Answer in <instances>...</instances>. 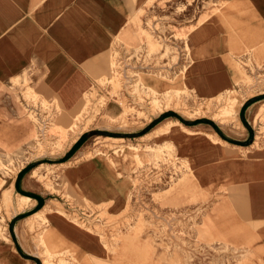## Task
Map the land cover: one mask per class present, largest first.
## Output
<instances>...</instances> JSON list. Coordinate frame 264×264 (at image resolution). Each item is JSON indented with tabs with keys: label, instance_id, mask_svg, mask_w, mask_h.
I'll list each match as a JSON object with an SVG mask.
<instances>
[{
	"label": "crops",
	"instance_id": "0c3cea01",
	"mask_svg": "<svg viewBox=\"0 0 264 264\" xmlns=\"http://www.w3.org/2000/svg\"><path fill=\"white\" fill-rule=\"evenodd\" d=\"M161 14L162 0H0V146L17 149L35 141L36 124L19 118L26 108L19 100L21 84L54 99L66 120L82 107L95 80L111 73L115 49L126 55L125 48L145 47L147 19ZM189 38L194 93L212 99L235 92L239 102L231 116H184L167 108L113 137L145 138L139 142L161 159L169 156L162 148H169L189 180L180 196L169 190L166 172L160 181L136 183L133 170L121 174V163L108 157L66 162L88 134L99 137L107 128L98 119L76 135L57 164L90 207L108 203L110 217L101 232L47 213L50 243L64 244L75 264H264V0H224ZM238 61L261 64L248 86L236 83L242 77ZM106 116L115 113L107 108ZM41 164L27 162L12 179L13 192L31 205L10 220L6 264L33 262L35 254L18 241L13 223L47 207L32 177ZM144 168L140 176L149 178Z\"/></svg>",
	"mask_w": 264,
	"mask_h": 264
},
{
	"label": "rangeland",
	"instance_id": "374dc122",
	"mask_svg": "<svg viewBox=\"0 0 264 264\" xmlns=\"http://www.w3.org/2000/svg\"><path fill=\"white\" fill-rule=\"evenodd\" d=\"M223 3L224 0H162V14L147 19L144 31L146 46L125 48L126 55L115 49L111 73L95 80L83 97L82 107L70 113L66 120L61 118L63 114L54 99H45L35 94L26 83L21 84L23 88H19V100L24 101L26 108L19 118L25 117L36 124L35 141L17 149L5 147L4 144L0 146V264H6L5 261L11 258L8 244L12 242L10 220L18 211L15 207L18 204L31 205L30 200L20 199L11 188L17 170L27 162L44 163L39 165L32 177L36 183L34 189L43 194L48 208L43 215L27 214L25 219L13 223L17 227L18 241L35 254L31 256L32 264H75L76 261L72 251L64 244L57 248V245L50 243L48 212L84 230L105 231V222L110 217L108 203L100 204L97 210L90 207L91 200L83 190L71 185L73 181L69 182L68 174L63 171L64 166L57 164L76 135L97 125L98 119H102V125L107 129L101 128L96 133L99 137L88 134L81 149L74 156H67L66 162L73 164L76 161L77 164L79 160L94 155L108 157L121 163V174L123 171L129 176L133 170L136 183L160 181L166 172L169 175L166 178L171 183L169 190L177 192L179 196L185 193L182 190L189 181L185 167L168 153L169 148H162V152L166 151L169 156L161 159L159 153L153 154L154 149L148 145L143 147L139 142L145 138L123 141L113 137L123 136L126 134L123 130L137 128L167 108H175L184 116L232 115L241 98L235 92L202 99L192 90L197 79L191 77L196 63L191 53L190 32ZM244 63L246 65L237 62L242 77L236 83L248 86L252 74L261 64L258 61L254 64L250 61ZM107 108L115 116H106ZM157 150L161 151L160 148ZM145 162L150 166L147 164L144 168ZM143 168L152 174L149 178H145L144 173L140 176ZM152 170H156V174ZM167 193L171 194L169 191ZM139 195L137 191L134 198L137 199ZM178 225H182L179 220ZM197 227L196 224L194 228ZM183 233L179 228L178 234ZM194 243L200 246L197 238ZM18 259L20 264L21 259Z\"/></svg>",
	"mask_w": 264,
	"mask_h": 264
},
{
	"label": "bare ground",
	"instance_id": "6f19581e",
	"mask_svg": "<svg viewBox=\"0 0 264 264\" xmlns=\"http://www.w3.org/2000/svg\"><path fill=\"white\" fill-rule=\"evenodd\" d=\"M155 81V80H154ZM157 81V80H156ZM149 82V81H148ZM157 86V85H156ZM156 86H154V87H156ZM163 130H165V129H163ZM168 133V132H167ZM158 136V135H157ZM21 198H23V200L24 199H26V200H29V198H27V197H25V196H21L20 197V199ZM25 201V200H24ZM23 201H21L20 203H22ZM27 206L26 205H23V204H18L17 205V207H15V208H17L18 210H23V209H25ZM14 209V208H13ZM47 210H48V208L46 207V208H44V209H42V210H40V211H37L36 213H34L33 215H35V216H38V215H43V214H45L46 212H47ZM47 251L48 252H50V250H49V248L47 247ZM44 264V263H43ZM45 264H47V262H45Z\"/></svg>",
	"mask_w": 264,
	"mask_h": 264
}]
</instances>
